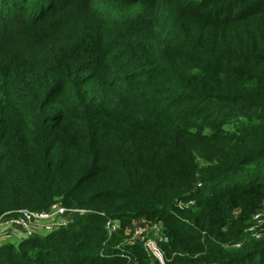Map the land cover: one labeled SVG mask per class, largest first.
<instances>
[{"label": "trees", "instance_id": "trees-1", "mask_svg": "<svg viewBox=\"0 0 264 264\" xmlns=\"http://www.w3.org/2000/svg\"><path fill=\"white\" fill-rule=\"evenodd\" d=\"M54 202L0 264H161L135 219L165 264H264V0H0V215Z\"/></svg>", "mask_w": 264, "mask_h": 264}, {"label": "built area", "instance_id": "built-area-1", "mask_svg": "<svg viewBox=\"0 0 264 264\" xmlns=\"http://www.w3.org/2000/svg\"><path fill=\"white\" fill-rule=\"evenodd\" d=\"M192 204L193 200H188L186 202H179L178 207L187 208ZM84 211V209L79 208H67L59 202H54L48 209L42 210L22 208L17 210V213L14 216L8 217L1 214L0 228L4 230V238L10 236L9 232H6L7 226H16L24 229L27 237L32 235H44L57 228L65 226L71 221L73 216L83 213ZM263 216V212H256L253 215L254 224L249 229L254 230V228L264 223ZM104 227L107 236H110L118 230L120 224L117 219L107 218ZM159 229V223H149L144 219H135L133 220L131 227L126 230V234L129 236L130 240L141 241L143 247L148 253L155 257L161 264H165L163 250L160 247L159 242L167 240V238L160 234ZM149 232L154 234L157 233L158 235L150 237ZM253 235L257 236L255 233H253ZM238 245L239 244H236V246Z\"/></svg>", "mask_w": 264, "mask_h": 264}, {"label": "crops", "instance_id": "crops-1", "mask_svg": "<svg viewBox=\"0 0 264 264\" xmlns=\"http://www.w3.org/2000/svg\"><path fill=\"white\" fill-rule=\"evenodd\" d=\"M3 231L0 228V244L3 243H13V244H17L20 240L26 238L27 236L25 235V230L20 228V227H16V226H7L6 227V232H9L10 236L8 238H4V234Z\"/></svg>", "mask_w": 264, "mask_h": 264}, {"label": "rangeland", "instance_id": "rangeland-1", "mask_svg": "<svg viewBox=\"0 0 264 264\" xmlns=\"http://www.w3.org/2000/svg\"><path fill=\"white\" fill-rule=\"evenodd\" d=\"M73 217H74V216H73ZM73 217H72V218H73ZM263 218H264V216H263ZM263 220H264V219H263ZM263 222H264V221H263ZM160 227H161V226H160ZM159 232H160V234H161V228L159 229ZM155 235H158V234H157V233L154 234V233H152V232H149V236H150V237L155 236Z\"/></svg>", "mask_w": 264, "mask_h": 264}]
</instances>
